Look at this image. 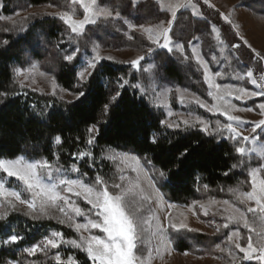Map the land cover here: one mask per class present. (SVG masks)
<instances>
[{
	"label": "trees",
	"instance_id": "16d2710c",
	"mask_svg": "<svg viewBox=\"0 0 264 264\" xmlns=\"http://www.w3.org/2000/svg\"><path fill=\"white\" fill-rule=\"evenodd\" d=\"M2 5L0 17H11L30 7L49 5L67 10L71 0H3ZM99 6L111 11L112 16L104 21V38L96 39L104 47L116 50L128 48L145 51L152 48L140 36L133 34L132 39L124 36L125 21L134 27H141L171 19L168 12L151 0L138 2L134 8L130 6L129 0H99ZM198 6L203 19L196 18L190 11H180L171 37L183 44L188 61L193 59L189 47L200 42L203 56L210 62L211 56L218 55L214 27L224 34V41L232 46L234 44L225 32L229 27L223 22L220 13L202 2ZM244 6L255 17L264 18V0H247ZM117 12L120 13L119 17L116 16ZM68 34L65 24L54 17L36 20L24 30L16 28L1 33L0 159L22 157L32 162L47 161L51 166L69 170L78 164L76 159L81 152L91 153V158L81 162L79 169L92 185L97 175L107 182L112 179V163L106 160L105 153H129L142 161L162 196L168 202L182 206H190L205 199L206 191L214 194L248 183V165L242 155L236 152L239 142L225 135L209 136L198 128L174 130L165 126L162 123L164 115L141 91L146 83L141 72L128 65L103 62L96 67L87 83L81 82L78 78L81 61L78 58L72 62L64 60V56L72 52L67 44ZM5 40L8 41L6 45L3 43ZM235 55L238 60L234 59V62L242 63L234 64L237 70H251L255 78H260L261 72L255 67L258 61L255 56L249 59L240 53ZM154 61L160 78L165 82L194 93L205 92L202 73L197 71L196 65L165 50L158 51ZM33 62L47 64L43 69L54 74L62 89L70 93L77 88L89 92L88 103L73 106L58 95H47L23 87L16 77V70L29 67ZM124 80L128 84L122 86ZM118 92V99L102 115L104 105ZM255 104L256 101H253L245 106L253 107ZM93 123L99 124L100 134L89 145L87 127ZM57 135L62 139L59 145L54 143ZM153 136L155 143L152 142ZM184 152H187L186 156L181 155ZM234 164L236 168L232 167ZM161 171L171 179L161 178ZM0 179L9 189L20 192L22 199L27 197L19 181L1 172ZM109 189L112 190L111 186ZM13 203L16 204L15 209H11L8 203H0V212L8 211L6 220L0 221V240L11 234L23 239L16 244L0 245V264H7L9 260L17 264H60L54 260V253L30 255L24 249L42 245L41 242L50 238L53 232H60L70 240L76 237V233L55 220H33L25 215L28 211L26 207ZM167 235L173 249L180 253L190 252L195 246L210 247L215 242L192 231L167 232ZM60 252L65 257L74 256L77 264H92L81 251Z\"/></svg>",
	"mask_w": 264,
	"mask_h": 264
},
{
	"label": "rangeland",
	"instance_id": "374dc122",
	"mask_svg": "<svg viewBox=\"0 0 264 264\" xmlns=\"http://www.w3.org/2000/svg\"><path fill=\"white\" fill-rule=\"evenodd\" d=\"M144 1L147 0H139V2ZM151 1L156 2L162 10L168 12L171 16V11L169 10L168 5L170 3H173L174 0ZM245 1L247 0H208V5H212V8L217 10L220 13L221 17L222 14L223 17H227V19H224L222 17L223 22H225L226 25L229 27V29L225 30V32L230 37L231 42L234 44L232 46V44H228L226 41H224V34L222 35L220 30L214 27V40L216 45V52L218 55L215 54L211 56L210 62L206 59V57L203 56V51L200 42L193 43L189 47V52L192 54L193 59L192 61H188L183 44L175 42L172 39V30L169 33L172 41V43L170 44V47L172 48L171 52L159 48L156 44L152 43V41L148 38L149 33L146 32L145 29H153L155 31L158 25L163 24L164 27H167V22H163L157 25H144L141 27H129L128 23H124L126 25V31H124L123 33L124 36H126L128 39H132L133 34L140 36L146 42H148L150 46H152V48H149L151 49V51L149 49H146L145 51H139L128 48L116 50L104 47V45L101 44L96 38H104V21L111 18V16L95 17L97 22L95 24H86L84 32L81 33L79 36L75 33H71V30L68 25H66L59 17L64 13H67L71 15L74 20L84 19L85 11L82 4L73 3V0H71V5L69 6V8H67V10H62L48 5L41 7H30L26 10L17 12L14 16L11 17L4 16L5 19H2L0 22V36L1 33H7L16 28L24 30L28 27L29 24L39 19L47 17L58 18L65 24L68 29L69 34L67 38V44L72 48V51H74L77 46H79L80 48V52L76 57L81 61L80 71H84L87 68V61L93 59L97 54L102 57L98 65L103 62H109L113 63L114 65L124 64L131 66L137 72H141L144 75L146 83L142 86L141 91L149 97L150 101L152 102V105L164 115V122L173 125H180L179 128L173 127L170 129L182 130L187 128H198L203 131V125L199 124L196 121V117H199L200 119L207 121L208 123V132H212V135H209L208 132L203 131L207 135H225L228 137L229 133L227 131H213V129H215L216 127L217 120L220 121L222 125L230 122L227 119V115L223 114L222 112H209L206 108H201L198 104H196L195 99L198 98L204 101L208 106H212L213 104L217 103L216 100H214L211 96L208 95V93L210 91H214V89L209 88L208 83L205 81V66L207 67L208 73L214 78L215 83L221 85V88L227 85L230 86L232 89L243 88L247 92H258L260 91L259 85L264 84V60H259L257 58L258 61L255 62L256 69L261 72V75L259 74V79L255 78L254 74L252 77L247 76V72L251 70H237L234 65L242 64L234 62V59L238 60V57L237 55H235V53H240L244 57H249V59H252V56H254L252 49H255L256 52H259L262 56H264V18L255 17L244 6ZM185 2H187V0H185ZM201 2L204 3L203 0H191V4H188L185 8L178 10L177 14L180 11L187 10L190 11L196 18L203 19L200 12V8L198 6V4ZM84 3H91V0H84ZM0 4H3V0H0ZM192 4L196 5L195 10L192 8ZM100 9L104 8L99 6V0H96V4L92 5V11H99ZM245 41L247 43H245ZM160 42H163L162 37ZM94 45H99L95 52L92 51ZM177 45H181L183 51H180ZM236 45H239V47H237ZM221 49H223V51H221ZM161 50H165L169 53H175L181 56L185 60V62L188 61L196 65L197 67H195L197 68V71L202 73V80L205 86V92L194 93L188 89L178 88L177 86L171 83H167L162 78H160V75L156 70L154 59L156 57V53ZM140 57H143V59L140 60L139 64L132 65L131 62ZM33 65H35V67H33ZM46 66L48 65L33 62L29 67L18 68L21 74L17 75L16 72V77L19 83L21 84L22 81V86L28 90L47 95H52L53 90H55L56 95L60 96L64 100L69 102L74 101V96L70 92L59 87L54 77V74H51L43 69ZM94 70L89 69L88 71L93 72ZM218 72L220 73V75H216ZM252 79H255L257 81V84H252ZM239 94L240 93L234 91L231 96L225 97V99L230 101L231 104L235 106L234 109L228 110V115L238 117L239 121L241 122H246L243 124L242 127L239 128V131L241 132L242 136H249V140L247 141H243L242 136L237 138L236 140L239 142V147L245 148V152L243 154H240L245 159V164L248 165V183H245L244 185H239L235 188H238L240 191H250V170L252 168H258L264 165V137H256V139L254 140L250 135L251 122L264 119V114L261 113V110L258 107L259 104L264 103V96H254L245 97L244 99H236V96ZM181 98H183V103H181ZM253 101H256V104L253 105V107L245 106V104L251 103ZM246 109H251V111H247ZM169 113H171V115H169ZM184 120H189V124L185 125ZM164 125L166 126L165 123ZM234 126H236L235 123ZM123 155H127L130 157L134 156L129 153H122L117 151H110L108 153H105L106 160H110L113 167L112 179H110L111 181H105L108 184V187L111 186L112 190L109 189V191H118L117 189L112 188V185L114 183H120L122 187H128L129 180L133 182H137L138 180L140 188L135 189L134 191L136 193H139L140 189H142L143 195H147L150 198L149 202L142 200L141 196L138 194L134 196V199L138 203L143 204L145 206L142 212V216L144 219H148L149 216L154 217L150 221V224L153 226L158 220L164 227L165 235L167 238L166 243L162 242L158 235H153L154 229L152 227L144 225L143 228L147 230L142 231L141 239L137 242V248L134 249L135 255L140 257L141 260L148 259L149 264H260V262L255 259L251 261L244 260V253L240 252V250L236 248L235 245L237 243H239L241 247L246 248L249 236L252 237L253 243L255 245L257 236L255 232H250L248 228H245L243 222L234 223L230 222L227 219L230 212L224 211L226 206L223 204V201L227 200L229 201V205H233L237 208H240L241 211H244L246 213L250 221L252 220V214L247 213L246 209L248 206H254V204H241L239 200L236 199L235 195L229 190H223L219 193L215 192L214 194H210L206 191L205 199L197 201L190 206L172 204L162 196L156 186L155 189L151 186L152 184H154V182L151 179L149 172L142 163V161L138 157L134 156L139 159L140 166L143 169V172L138 178L137 173L133 172L130 167H128L125 163L122 162L121 157ZM111 156H116L117 159H109V157ZM86 158L89 159L91 157H89V155L84 156L83 158H81L80 156L77 157L76 160L78 164L75 165L76 171L72 170L73 166L69 170H64L59 166H51L47 164L43 168H38L37 172L41 176L42 181L45 184L49 185L53 183L59 184L60 180L68 179H77L85 184L91 185L90 183H88L86 177H84L80 173L81 168L79 169V164L83 162ZM25 161L29 163H36L28 160ZM95 163H97L98 165V162ZM4 175L6 176V174ZM121 176H125L127 179L121 181ZM12 179L17 180L14 177ZM20 183L23 185L22 182ZM5 187L9 189L6 185ZM64 187V185H60L59 190L61 191V193L69 196L70 200H75L76 204L87 212V210L91 206L88 205L82 197H76L72 193H64ZM157 191L159 192V195L163 198L162 201L157 198ZM26 194L27 197L23 199L31 200V193L26 192ZM13 202H17L20 204L19 201H16L14 199ZM0 203H3L4 205L8 202L7 200H5V198L0 197ZM58 204L63 205V201H59ZM170 204L174 205V207H169ZM21 205L27 208V204ZM201 205H203V207H201ZM65 210L69 211L67 208ZM205 210L207 211V214H205ZM87 214L92 219H98L92 213ZM49 215L55 217L50 220H55L59 222V219H65L66 222L64 224L66 226H68L70 223V221H67V218L63 215V213L59 212L58 208L50 209ZM69 215H72L70 211ZM43 218L49 219L47 217ZM75 219L78 223L87 222L86 217L84 216L75 217ZM170 222L177 225L184 223L187 225V228L180 229L179 231L174 230L173 228H171ZM225 224H227L228 227H224ZM70 228L74 231V233H76V237L71 240L79 241L81 235H89V232L81 231L80 233H78L73 227ZM181 231H192L199 234H203L207 238L214 239L215 242L210 247L195 246L190 252L180 253L173 249L172 243L167 235V232L171 234L172 232L176 233ZM90 232L93 235H99L101 237L105 235L99 229H91ZM233 233H238L239 235L233 236V239L230 241L228 237L232 236ZM50 238L53 237L51 236ZM57 239L59 241L60 238ZM62 239L63 241L70 240L65 238L63 235ZM40 249L42 250H38L34 254L41 253L48 255L54 253V260L55 256L59 254L61 256V261L58 263L60 264H68L69 258V256L65 257L64 253H61L60 250L81 251L82 253L87 255L85 251L65 242H60L59 246L55 249L51 248L50 245L44 247V245L42 244L40 245ZM149 253H151L150 257ZM71 257H73L74 264H77L74 256ZM91 263L93 264L92 261Z\"/></svg>",
	"mask_w": 264,
	"mask_h": 264
},
{
	"label": "snow or ice",
	"instance_id": "6c2138e0",
	"mask_svg": "<svg viewBox=\"0 0 264 264\" xmlns=\"http://www.w3.org/2000/svg\"><path fill=\"white\" fill-rule=\"evenodd\" d=\"M139 0H129L130 6L135 7ZM204 4L208 5V0H203ZM73 3L82 4L85 16L83 20H74L71 15L64 13L59 18L66 24L71 30V33H75L78 36L84 32L85 25L88 23L95 24L97 21L95 17L104 16L110 17L112 16V12L107 9H100L99 11H92V5L96 4V0H91V3H84V0H73ZM188 4H191V0H174L173 3L168 5L169 10L171 11V19L167 21V27H164L163 24L158 25L157 29L154 31L153 29H145L146 32L149 33V40L152 43L156 44L159 48L165 49L169 52L172 51L170 44L172 43L169 33L171 32L174 22L177 17L178 10L185 8ZM3 5L0 4V7ZM212 7V5H208ZM192 8L195 10L196 5L192 4ZM195 14V11H194ZM116 16L119 17L120 13L117 12ZM223 17V14H222ZM227 19V17H223ZM0 19H5V17H0ZM230 22V21H229ZM129 27H133L128 21ZM161 37L163 42L161 43ZM5 45L8 43L7 40L3 42ZM245 43H247L245 41ZM239 47V45H236ZM99 45H94L92 51L95 52ZM180 51H183L181 45H177ZM250 47V46H249ZM151 51V49H149ZM223 51V49H221ZM254 56L259 60H264V56H262L259 52H256L255 49H252ZM80 52L79 46L76 47L71 54L65 55L64 60L66 62H72L74 58L77 57ZM102 57L98 54L93 58L87 61V68L84 71H80L78 74V78L81 82L87 83V80H90L93 76L92 71H88L89 69H96L98 63L101 61ZM143 57H140L136 60H133L132 65L139 64L140 60ZM35 67V65H33ZM17 75H20V70H16ZM87 73V77H86ZM216 75H220L218 72ZM248 77H252L253 73L251 71L247 72ZM205 81L208 83L209 88L214 89V91H210L208 93L214 100L217 101L216 104L212 106H208L204 101L196 98L195 103L198 104L201 108H206L209 112H222L227 115L229 123L221 124L220 121H216V127L213 129L215 132H223L227 131L229 133L228 139L237 140V138L241 137L242 134L239 131V128L243 126L246 122L239 121L238 117L228 115L229 109H234V105L231 104L230 101L225 99L226 96H231L233 92L240 93L236 96V99H244L245 97H254V96H264V84H260V91L256 92H247L243 88L232 89L230 86H224L221 88V85L215 83L214 78L208 73L207 67L205 66ZM252 84H257L255 79L251 80ZM128 81L124 80L123 85H127ZM21 85L23 82L21 81ZM137 87L138 86H133ZM89 92L80 90L77 88L75 92L71 94L74 96V101L71 103L73 106H83L89 101ZM52 95H56L55 90H53ZM120 93L118 92L116 95L112 96L110 101L104 105V109L102 115L106 113L112 102L116 101ZM183 98H181V103H183ZM261 110V113L264 114V103L258 105ZM247 111H251V109H246ZM55 113H53V116ZM171 115V113H169ZM196 121L203 125V131L208 132V123L196 117ZM165 123L168 128H179V124H169ZM234 123L236 126H234ZM184 124L188 125L189 120H184ZM195 126V125H192ZM88 132V140L87 143L91 145L100 134V126L98 123H93L87 127ZM209 135H212V132H208ZM251 137L255 140L256 137H264V119H260L257 121L251 122ZM243 141L249 140L248 135L242 136ZM152 142L155 143V136L152 137ZM54 143L59 145L62 143L61 136L57 135L54 138ZM255 150V149H253ZM236 152L243 154L245 152V148L237 147ZM91 155V153L81 152L79 156L83 158L84 156ZM182 156H186L187 152L181 153ZM109 159L115 160L116 156H111ZM122 162L125 163L128 167L132 169L133 172L137 173V177L141 175L143 169L140 166V161L134 156L123 155L121 157ZM148 163H151L150 161ZM47 165V161L43 163H29L25 161L22 157L17 159H0V172L6 174L9 178H16L18 181L22 182L24 185V191L31 193V200L21 199V194L15 190H9L5 187V183L2 179H0V197L5 198L7 200L8 205L11 209L16 208V204L13 203V199L19 201L20 204H27L28 211L25 215L30 216L33 220H37L43 217H47L49 219L55 218L49 215V210L53 208H58L59 212L63 213V215L67 218V221H70L69 227H73L76 232L80 233L89 232V235L80 236V240H68L63 241L62 235L60 232H53V238H46L41 243L44 247L51 246V248L55 249L59 246L60 242H65L73 245L76 248H79L85 251L89 257V259L93 262V264H149L148 259L141 260L140 257L136 256L134 253V249L137 248V242L141 239L142 231H146L147 229L143 228L144 225H148L152 227L153 235H158L162 242L166 243L167 238L165 235V229L162 224L157 220L156 224L153 226L150 224V221L154 218L149 216L148 219H144L142 216V212L144 210V205L138 203L135 199V195H140L142 200L149 201L150 198L147 195H143V190L140 189L139 193H136L134 190L139 189L140 185L137 182H133L129 180L128 187H122L120 183H114L112 188L117 189L118 191L113 193L109 191L108 184L100 177L96 176L95 183L92 185L85 184L77 179H68V180H60L59 184L53 183L51 185L45 184L41 176L38 174L37 169L43 168ZM233 168H236L237 165H232ZM73 171H76V166L73 165ZM264 165L258 168H252L250 170V191H240L238 188L229 189L232 192L236 199L239 200L241 204H254V206H248L246 211L247 213L252 214V220L250 221L248 216L244 211H241L240 208H237L233 205H229V201H223V204L226 206L224 211L230 212L227 219L230 222L240 223L243 222L245 228H248L250 232H255L257 239L255 245L253 243L252 237L249 236L247 247L243 248L237 243L235 246L240 250V252L244 253L243 259L247 261H251L253 259L260 262V264H264ZM228 173H225L227 175ZM161 178L165 180H170V176H166L165 172L161 171L159 173ZM127 179L125 176H121L120 180L124 181ZM60 185H64L63 188L64 193H72L76 197H82L84 201L91 207L87 210V212L78 206L75 200H70L69 196L64 195L59 190ZM155 189V185H151ZM157 198L162 201V197L159 195L157 191ZM13 198V199H9ZM59 201H63V205L58 204ZM169 207H174V205H169ZM203 207V205H201ZM72 215H69V211ZM87 213H92L98 219H92L88 216ZM205 214L207 211L205 210ZM8 216V211L0 212V221L6 220ZM86 217V223H78L76 222L75 217ZM65 219H59V223L64 224ZM171 228L179 231L180 229L187 228V225L181 223L179 225L171 223ZM224 227H228L227 224ZM91 229H99L105 235L103 237L99 235L91 234ZM238 233H233L232 236H229L228 239L231 241L233 236H238ZM57 238H60L59 241ZM23 237L17 234L8 235L6 238L0 240V245H11L16 244ZM40 249V245H34L31 247H27L24 249L27 253L34 254ZM151 253H149L150 257ZM55 260L57 262L61 261V256L57 254L55 256ZM7 264H17L15 261L9 260ZM68 264H74L73 257L69 256Z\"/></svg>",
	"mask_w": 264,
	"mask_h": 264
}]
</instances>
